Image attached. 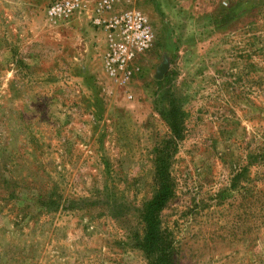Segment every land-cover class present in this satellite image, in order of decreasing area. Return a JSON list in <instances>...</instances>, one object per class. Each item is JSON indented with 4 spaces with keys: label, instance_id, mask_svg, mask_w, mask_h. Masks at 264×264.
Segmentation results:
<instances>
[{
    "label": "rangeland",
    "instance_id": "1",
    "mask_svg": "<svg viewBox=\"0 0 264 264\" xmlns=\"http://www.w3.org/2000/svg\"><path fill=\"white\" fill-rule=\"evenodd\" d=\"M59 1L0 0V264H149L136 240L172 108L174 264H264V0H121L155 36L125 83L99 0L66 20Z\"/></svg>",
    "mask_w": 264,
    "mask_h": 264
},
{
    "label": "built area",
    "instance_id": "2",
    "mask_svg": "<svg viewBox=\"0 0 264 264\" xmlns=\"http://www.w3.org/2000/svg\"><path fill=\"white\" fill-rule=\"evenodd\" d=\"M119 4L121 0H99L92 10L91 23L105 32L104 69L107 76L125 83L139 70L138 60L152 47L155 36L144 13L134 8L116 11ZM82 8V0H61L48 10V14L51 18L66 20Z\"/></svg>",
    "mask_w": 264,
    "mask_h": 264
},
{
    "label": "trees",
    "instance_id": "3",
    "mask_svg": "<svg viewBox=\"0 0 264 264\" xmlns=\"http://www.w3.org/2000/svg\"><path fill=\"white\" fill-rule=\"evenodd\" d=\"M172 131L171 139L155 150V184L153 197L145 204L140 220L142 234L137 236V246L149 264H174L172 242L161 225V212L173 195L170 175V160L175 150V140L180 138L182 117L172 108L166 114Z\"/></svg>",
    "mask_w": 264,
    "mask_h": 264
},
{
    "label": "water",
    "instance_id": "4",
    "mask_svg": "<svg viewBox=\"0 0 264 264\" xmlns=\"http://www.w3.org/2000/svg\"><path fill=\"white\" fill-rule=\"evenodd\" d=\"M165 72H166V65H163L158 71L157 79H161Z\"/></svg>",
    "mask_w": 264,
    "mask_h": 264
}]
</instances>
